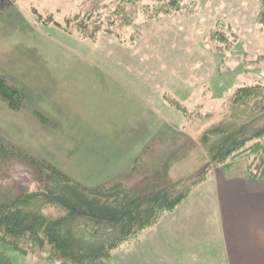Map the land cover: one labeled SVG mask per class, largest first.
I'll return each instance as SVG.
<instances>
[{
    "label": "rangeland",
    "instance_id": "1",
    "mask_svg": "<svg viewBox=\"0 0 264 264\" xmlns=\"http://www.w3.org/2000/svg\"><path fill=\"white\" fill-rule=\"evenodd\" d=\"M260 7L259 0H176L173 8L169 0H0V21L7 20V32H21L12 38L40 46L51 40L71 52L63 54L66 58L81 62L103 81L150 92L149 100L142 94V103L162 120L153 123L152 131H164L131 160L104 142L92 147L72 136L36 134L33 125L47 120L33 103L36 93L28 81L0 75L13 91L0 93V142L6 150L0 156V205L42 191L48 185L41 177L43 166L55 167L79 187L120 183L144 195L177 180L178 190L185 191L195 181L192 176L200 174L204 182L192 186L185 199L95 264H206L198 263L193 249L203 248L209 239L215 242L216 163L227 165L225 173L235 176H251V163L258 171L264 163V134L246 144L254 145L253 154L246 151L219 162H210L199 142L206 130L223 127L226 120L225 127L238 125L252 110L253 102L232 107L231 96L238 87L264 83ZM87 81L92 82L89 73ZM87 106L86 123L72 119L76 133L104 132V125L118 129L119 120L104 121L116 115L117 104ZM259 141L262 148L256 146ZM34 206L29 210L35 211ZM40 211L49 217L63 212L53 205ZM7 241L0 242V253L10 264H68L56 260L45 242Z\"/></svg>",
    "mask_w": 264,
    "mask_h": 264
},
{
    "label": "crops",
    "instance_id": "2",
    "mask_svg": "<svg viewBox=\"0 0 264 264\" xmlns=\"http://www.w3.org/2000/svg\"><path fill=\"white\" fill-rule=\"evenodd\" d=\"M6 21H0V75H11L20 82L28 81V89L36 93L32 94L35 96L33 103L47 115L45 125H33L37 129L34 131L36 134L47 132L62 138L72 136L81 144L92 147L104 142L110 147L117 146V150L131 160L144 144L148 148V141L153 140L154 135L164 132L152 131L153 123L162 120L142 103V94L149 100L150 92L138 93L135 85L120 87L103 81L81 62L66 58L63 54L71 52L51 40L40 46L39 42L34 44L30 40L24 42L12 38L13 33L19 36L21 32H7L9 25ZM28 32L36 33L31 28ZM25 46L28 47L27 53ZM87 73L92 75L90 83ZM93 102L118 105L117 113L112 115L111 120L104 118V121L111 122L119 120L118 129L113 125H104V132L95 131L86 136L74 131L73 117L86 123L90 115L87 105ZM159 127H162L161 123ZM128 144L130 148L125 153L123 150ZM213 173L217 188L215 242L212 244L209 239L206 244L204 242L207 248L194 247V257L198 263L206 264H264V180L235 176L219 169ZM203 253L206 258H201Z\"/></svg>",
    "mask_w": 264,
    "mask_h": 264
},
{
    "label": "trees",
    "instance_id": "3",
    "mask_svg": "<svg viewBox=\"0 0 264 264\" xmlns=\"http://www.w3.org/2000/svg\"><path fill=\"white\" fill-rule=\"evenodd\" d=\"M259 1V22L264 27V0ZM175 4L176 0H169L170 8ZM0 93L13 94L1 77ZM250 102L254 103L251 112L246 118L242 116L238 125L235 122L232 127H225L226 120L223 127L219 124L201 134L199 142L208 150L210 162H219L246 151L253 154L254 145L246 144L264 134V83L238 87L231 96L232 107L246 108ZM256 146L262 148L260 141ZM3 152L6 150L0 142V156ZM216 164L220 171H226L227 165ZM251 165L252 169L248 170L251 176H246L264 178L261 177L264 163H260L259 171L256 165ZM41 174L48 184L42 191L21 194L0 205V242L9 240L17 244L20 239H27L38 246L45 242L56 260L68 264H95L108 258L111 250L155 223L164 210L177 205L187 197L192 186L205 178L200 174L192 176L195 181L185 191L178 190L177 181L180 180H177L144 195L120 183L105 188L79 187L50 166H43ZM44 205L56 206L63 212L49 217L40 211ZM32 206L35 211L29 210ZM0 264H10L1 253Z\"/></svg>",
    "mask_w": 264,
    "mask_h": 264
}]
</instances>
